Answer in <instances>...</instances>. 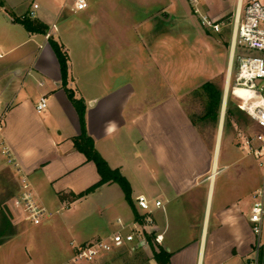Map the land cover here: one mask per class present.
Returning a JSON list of instances; mask_svg holds the SVG:
<instances>
[{"label":"crops","instance_id":"crops-1","mask_svg":"<svg viewBox=\"0 0 264 264\" xmlns=\"http://www.w3.org/2000/svg\"><path fill=\"white\" fill-rule=\"evenodd\" d=\"M248 1L87 0V8L76 10V0H0L3 136L48 208L43 223L92 198L104 218L102 229L71 238L66 252L72 253L74 242L119 229L118 218L136 220V196L145 194L164 203L156 223L170 264H264V219L260 235L250 221L261 165L240 146L222 143L223 113L217 138L209 142L186 106L190 93L206 82L225 74L228 80L235 18ZM34 4L37 18L30 19L38 27L29 31L16 19L27 18ZM202 15L221 30L203 26ZM50 37L69 56L67 88L85 103L87 133L110 167L128 180L131 202L115 181L74 196L101 176L74 146L81 119ZM42 96L48 107L39 112ZM1 160L0 241H5L7 230L17 228L13 217L23 213L16 173Z\"/></svg>","mask_w":264,"mask_h":264},{"label":"built area","instance_id":"built-area-1","mask_svg":"<svg viewBox=\"0 0 264 264\" xmlns=\"http://www.w3.org/2000/svg\"><path fill=\"white\" fill-rule=\"evenodd\" d=\"M191 1L193 4L197 3V0ZM87 6V0L75 2L76 10H83ZM37 8L38 5L34 4L28 14L29 18H37ZM198 11L195 9V12ZM200 21L206 28L216 32L221 30V24L208 15H202ZM231 51L232 68L235 58L237 60L234 95L239 100L241 110L259 128L253 134L241 135L240 147L247 156L255 157L260 165H264V2L262 0H249L243 14L236 16ZM47 107L48 99L42 96L36 108L42 112ZM0 156L16 173L19 184V205L26 220L34 225L42 224L49 214L48 208L40 201L29 175L23 170L10 146L5 142L1 120ZM257 196L251 209L250 221L253 223L254 232L260 235L264 219V191L260 190ZM136 206L140 210L136 220L127 223L118 218L119 229L109 235L86 243H72L71 257L61 264L91 263L126 245L145 247L150 243V238L156 246H159L162 243L163 234L158 232L156 211L164 208L163 201L139 194L136 196Z\"/></svg>","mask_w":264,"mask_h":264},{"label":"rangeland","instance_id":"rangeland-1","mask_svg":"<svg viewBox=\"0 0 264 264\" xmlns=\"http://www.w3.org/2000/svg\"><path fill=\"white\" fill-rule=\"evenodd\" d=\"M94 50H97L96 46ZM3 64H5V55L0 57V67ZM236 70L237 60L235 58L228 89L227 74L214 80L223 89L220 116L217 120L210 117L203 119L206 113V103L200 89L191 92L186 102L191 117L209 142L217 138L223 113L221 141L234 149L241 145V135H250L259 130L252 119L240 110L239 100L234 95ZM164 92L165 88L161 83V94ZM3 161L1 160L2 163L5 162ZM258 168L261 177L260 187L264 191V165ZM0 187L1 193L5 191V185ZM97 204V199L92 198L89 202L74 204L72 209H60L59 213L52 217V223L49 224H31L23 214L13 217L18 225L16 229L7 230L5 241H0V264H61L65 262L72 255L66 252L69 249L71 238L86 236L94 230L103 228L104 218L100 215ZM113 226L111 225L112 229ZM114 231L116 230L112 232ZM262 237H264V232ZM62 245L66 248H62ZM87 264H156V262L153 259L151 245L148 244L145 247L126 245Z\"/></svg>","mask_w":264,"mask_h":264},{"label":"trees","instance_id":"trees-1","mask_svg":"<svg viewBox=\"0 0 264 264\" xmlns=\"http://www.w3.org/2000/svg\"><path fill=\"white\" fill-rule=\"evenodd\" d=\"M16 20L22 22L29 31L37 30L38 25L35 24V22L32 21L29 17L23 19L18 18ZM49 42L54 49L61 65L63 85L66 87L68 96L77 108L81 119L82 132L80 135L73 138L74 146L79 151L85 154L87 160L93 161L96 164L98 172L101 176L99 182L89 187L85 191L79 193L78 195L74 194V196H76L77 198L82 197L93 192L97 187L105 182L115 181L122 186L127 199L131 202V187L128 180L124 175H122L119 169H113L110 167L105 158L97 150L94 139L87 133L85 126V103L82 99H78L75 97V93L72 89L67 88L69 74V56L67 52L64 50L63 46L54 38L50 37ZM200 90L201 94L205 98L206 103V113L203 116V119L210 117L217 120L220 116V107L223 98L222 87L216 81H208L201 86ZM228 112L230 111L228 110ZM242 112L245 113L244 111ZM149 242L152 248L153 259L155 260V262L157 264H170L171 253L163 247H160L158 245L156 246L151 238L149 239Z\"/></svg>","mask_w":264,"mask_h":264},{"label":"bare ground","instance_id":"bare-ground-1","mask_svg":"<svg viewBox=\"0 0 264 264\" xmlns=\"http://www.w3.org/2000/svg\"><path fill=\"white\" fill-rule=\"evenodd\" d=\"M230 70H231V68H230ZM228 76H229V74H228ZM227 89H228V87H229V77H228V80H227ZM222 124V123H221ZM222 126V125H221ZM218 143H219V136H218ZM218 152V151H217ZM217 157V156H216Z\"/></svg>","mask_w":264,"mask_h":264},{"label":"water","instance_id":"water-1","mask_svg":"<svg viewBox=\"0 0 264 264\" xmlns=\"http://www.w3.org/2000/svg\"><path fill=\"white\" fill-rule=\"evenodd\" d=\"M226 94H227V89H226ZM140 247V246H139Z\"/></svg>","mask_w":264,"mask_h":264}]
</instances>
